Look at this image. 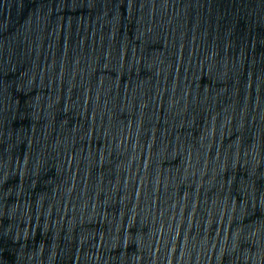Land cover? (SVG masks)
Here are the masks:
<instances>
[{
	"label": "water",
	"instance_id": "95a60500",
	"mask_svg": "<svg viewBox=\"0 0 264 264\" xmlns=\"http://www.w3.org/2000/svg\"><path fill=\"white\" fill-rule=\"evenodd\" d=\"M0 264H264V0H0Z\"/></svg>",
	"mask_w": 264,
	"mask_h": 264
}]
</instances>
